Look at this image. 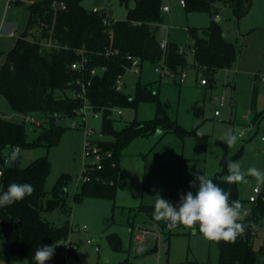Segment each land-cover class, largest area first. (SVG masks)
<instances>
[{
  "label": "rangeland",
  "instance_id": "374dc122",
  "mask_svg": "<svg viewBox=\"0 0 264 264\" xmlns=\"http://www.w3.org/2000/svg\"><path fill=\"white\" fill-rule=\"evenodd\" d=\"M32 2L21 0L19 4L6 9V0H0V66L5 63L7 53L24 31L27 7ZM167 5L171 11L163 14L164 24L160 36L185 50L188 62L185 82L181 83L180 77L161 76L155 72V64L144 62L140 74L127 73L123 90L133 96L137 82L152 84L159 92L160 105L169 119L185 130L195 132L186 135L182 143L177 137L170 136L174 140L173 144H160L159 140L153 144L155 134L141 135L132 140L123 151V188L115 201L93 197H86L77 203L74 201V196L84 186L82 175L85 168L94 162V158L86 155L87 138L84 130L82 127H71V119L61 123L66 130L56 146L49 150L45 147L22 149L17 157L20 166L26 167L34 160L48 156L52 164L46 183L48 192H51L61 175H68L65 193L69 212L55 210L44 213L43 217L53 225L69 227L66 242L76 248L78 264H103L102 253L109 256L104 264H118L126 259L132 264H218V246L210 243L202 234L186 227L174 229L168 236L163 234L160 226L162 221L154 218L156 195L159 194L177 207L181 196L189 191L196 194L197 182L196 187L190 186L194 180L193 174L204 173L214 177L224 170L229 161L239 163L242 171L250 167L264 171V152L255 150L261 144L260 137L264 136V119L259 127L250 129L249 126L256 115L264 111V84H254L257 76H264V0H253L249 15L238 22L228 7H222L219 11L221 19L217 22L227 39L236 45L238 60L231 69L218 73L211 84L212 88L202 87L203 73L193 67L195 61L189 49L191 39L188 33L190 27H208L212 16L207 12L187 14L179 0H168ZM82 6L89 11L94 8L105 11L108 21H124L127 17L128 10L120 0H83ZM133 6L134 3H131L130 7ZM7 23L16 24L15 38L8 37L7 32L3 31ZM178 72L181 73V69ZM220 100H223V107L219 106ZM253 105L256 111L252 110ZM121 110L123 115L116 120L117 129L135 120H153L157 105L145 102L140 103L138 108ZM216 111L219 112L218 116L215 115ZM0 117L25 124L30 141L39 136L40 129L27 123L22 114L15 112L1 93ZM80 120L79 117L75 120L78 125L81 124ZM89 125L97 131L101 129V122L91 117ZM228 132L237 135V143L232 148H228L222 140ZM241 132L245 133L242 138L239 137ZM179 150L183 152V165H174L171 158ZM163 151L165 155L161 154ZM136 155H140V158H136ZM145 156H149L148 163ZM190 178L193 180L188 181ZM246 179L247 183H238L240 199L243 201L247 200L252 188L263 186L251 176ZM180 183H183L182 187ZM242 205L249 212L251 205L248 202ZM142 206L151 207L152 213L147 215V211L138 212ZM84 227L86 229H82ZM141 229H148L150 233L143 242H136L133 234ZM112 234L120 237L122 251L112 249L108 241V236ZM166 237L169 238L167 241ZM254 245L257 251L264 245V220L257 231ZM150 246H155L157 251L155 247L146 250ZM258 261L264 264V253L259 254ZM45 264L56 262L52 257ZM65 264L72 263L67 260Z\"/></svg>",
  "mask_w": 264,
  "mask_h": 264
},
{
  "label": "trees",
  "instance_id": "16d2710c",
  "mask_svg": "<svg viewBox=\"0 0 264 264\" xmlns=\"http://www.w3.org/2000/svg\"><path fill=\"white\" fill-rule=\"evenodd\" d=\"M32 1L27 7L26 27L17 37L15 46L7 53L5 63L0 66V93L15 112L24 118L36 115L42 120V125L37 127L40 129L39 136L30 141L25 124L0 117V194L7 191L12 183L31 184L34 192L10 206L0 207V262L37 264L34 259L36 250L44 245H55L53 258L56 264H65L67 260L78 264L76 248L66 244L69 227L53 225L43 217L44 213L55 210L69 212L65 193L68 175H61L51 192H48L46 183L52 170L48 156L40 157L26 167H21L18 160L11 167L9 161L12 150L15 147L20 150L45 147L49 150L57 145L66 128L53 115L66 114L72 118L82 106L80 101L69 94L75 88L74 81L79 76L71 70V65L79 58L77 51L84 47L90 59L89 68L108 67L107 72L93 78L88 97L94 111L102 115L105 137L98 142V146L104 152H110L111 158L105 162L102 170L91 172V181L84 183L81 191L74 196V201L77 203L86 197L115 201L121 172L120 159L132 140L141 135H153L158 130L163 132L155 139L156 142L169 132L182 139L195 132L187 131L169 119L160 105L159 92L151 85L137 82L133 96L113 89L117 76L126 73L124 66L130 65L127 55L139 57L143 63L157 64L164 60L175 73H178V69L185 70L188 62L186 54L178 53L177 45L169 42L165 51L160 46L159 31L163 24L161 9L165 0H120L128 10L127 17L124 21L109 20L110 25L104 24V20L109 18L107 14L104 18L103 13L85 9L82 6L83 0ZM184 1L187 14L207 12L212 16L208 27H190L188 30L191 39L189 49L195 51L193 66L203 73V79L209 85L214 83L219 72L231 69L238 60L236 45L227 39L214 17L222 7H228L238 22L249 14L252 0ZM55 2L64 3L66 9H58ZM131 3H134L133 7H130ZM43 25L52 28V40L60 45V49L41 48V41L49 37L42 30ZM109 28L114 35L113 46L120 54L108 58L99 53H104L110 45L111 39L107 33ZM145 102L157 105L153 120H135L122 129L115 128L111 108H138L140 103ZM253 111H256L254 105ZM260 117L261 114H257L254 121L257 122ZM228 174L226 163L221 173L209 178L225 191L231 192L230 202H247L240 199L238 183L226 182ZM250 205L249 215L243 223L248 225L250 221L255 227H246V231L237 236L234 242L209 240L218 246V264H261L258 257L264 253V245L257 251L254 243L264 220V196ZM139 210L152 213L151 207L142 206ZM160 226L165 236L170 235L174 229L184 227L181 225L169 229L164 221ZM195 232L201 234L198 225ZM108 241L114 251H122L118 235H109ZM119 264L130 262L126 259Z\"/></svg>",
  "mask_w": 264,
  "mask_h": 264
},
{
  "label": "clouds",
  "instance_id": "9594fccd",
  "mask_svg": "<svg viewBox=\"0 0 264 264\" xmlns=\"http://www.w3.org/2000/svg\"><path fill=\"white\" fill-rule=\"evenodd\" d=\"M199 135V134H198ZM228 148L237 143V135L228 132L222 138ZM20 153L19 147H15L10 159L15 161ZM228 176L226 182L229 184L247 183V176L255 178L258 184H264V171L256 167H250L242 171L241 165L237 162L227 163ZM194 180L190 186L196 187L199 182L196 194L191 191L181 196L178 207H174L159 194L156 195L154 204V218L157 221H164L169 229L177 226H184L195 231L199 226V232L210 241H231L234 242L237 236L246 231V227H255L249 221L245 225L243 221L249 212L239 200L230 202V191H225L209 178L207 174H193ZM34 187L31 184L9 185L7 191L0 194V207L10 206L15 202L31 196ZM55 245H44L38 248L34 254L37 264H45L55 253Z\"/></svg>",
  "mask_w": 264,
  "mask_h": 264
},
{
  "label": "built area",
  "instance_id": "2783aa9c",
  "mask_svg": "<svg viewBox=\"0 0 264 264\" xmlns=\"http://www.w3.org/2000/svg\"><path fill=\"white\" fill-rule=\"evenodd\" d=\"M20 0H6L7 7L11 8L14 5L17 4V2ZM180 4L182 7H185L186 3L184 0H180ZM55 7L58 9H66V6L64 3H54ZM94 13H103V10H100L98 8H94L92 10ZM163 12L169 11L168 7H163L162 8ZM220 15H216L215 19L220 20ZM105 25H110L111 22L108 20H104ZM42 30L46 31L49 34V37L47 39H44L41 41L40 45L41 48L44 50H51V49H60V45H57L53 42L52 40V28L48 25H43ZM107 33L111 39L110 45L105 48L104 53H99V54H104L106 57H112V56H118L120 54V51L113 46V31L112 29H108ZM8 36L11 38L16 37V32L11 30L8 32ZM168 40L167 39H162L160 40V46L161 48L165 51L168 48ZM191 54L194 55L195 51L194 49H190ZM178 53L180 55H185L186 52L184 49L178 50ZM78 59L72 63L71 65V70L77 72L79 75L76 80L74 81V86L75 88L72 90V92L69 94L70 97L73 99H76L82 103V106L80 109H78L75 112L74 117H69L66 114H54L53 117L60 123H63L65 120L71 119L73 120L71 122V127L73 128H81L84 130L87 138L86 146H85V151L86 155L89 157L94 158V162L87 165L85 168V171L82 175L83 181L90 182L91 181V172L92 171H100L103 169L105 162L111 158V153L110 152H104L99 146L98 142L103 140L104 134L102 128L100 131H97L94 127L89 125L90 117L91 119L95 121H100L102 122V115L100 112H95L92 104L90 103L89 100V89L92 86V80L93 78H96L97 76L105 73L108 71L107 66H102V67H93L89 68L90 64V59L88 58V51L83 47L77 51ZM126 59L129 61L130 65L129 66H124L126 73L131 72L134 74H140L142 72L143 68V62L139 57L127 55ZM155 72L161 76H166V77H180V82L184 83L186 79V74L185 71H181V73H175L167 64L164 60L161 62L155 64ZM125 73V74H126ZM125 74H121L117 76L115 79V82L113 84V89L116 92H124V87H125ZM89 75V76H88ZM257 79H261L264 81V76L256 77ZM201 85L202 86H207V81L205 79L201 80ZM219 106H223V100L219 101ZM104 110H102L103 112ZM112 116H121L122 115V110L120 108H111L110 109ZM216 115H219V112H215ZM81 118V124L78 125L76 123V118ZM26 122L33 124L35 127H41L42 125V120L39 119L36 115H28L25 117ZM250 129L251 127L257 126L256 122H251L249 124ZM245 133L241 132L239 134V137L242 138L244 137ZM260 143H261V151L264 152V136L260 137ZM2 176V172H0V177ZM264 196V184L262 187H254L251 189L250 194L247 198V202L249 204H254L256 203L261 197ZM150 231L147 229H141L137 234H133V240L136 242H142L144 239L149 235ZM90 243V242H88Z\"/></svg>",
  "mask_w": 264,
  "mask_h": 264
},
{
  "label": "crops",
  "instance_id": "0c3cea01",
  "mask_svg": "<svg viewBox=\"0 0 264 264\" xmlns=\"http://www.w3.org/2000/svg\"><path fill=\"white\" fill-rule=\"evenodd\" d=\"M21 1V0H20ZM167 1L168 0H165V4H164V6L163 7H168L169 8V11H167V12H163L162 11V9H161V11H162V16H163V14H168V13H170V7L167 5ZM179 4H180V0H179ZM180 6H181V4H180ZM162 7V8H163ZM182 7V6H181ZM252 7H253V0H252ZM6 9H9L7 6H6ZM252 9V8H251ZM251 11V10H250ZM28 13V12H27ZM107 14L105 11L103 12V14ZM102 14V15H103ZM220 15V14H219ZM249 15V14H248ZM220 17H221V15H220ZM247 17V16H246ZM245 17V18H246ZM27 18H28V15H27ZM221 19V18H220ZM216 21H220V20H217L216 19ZM26 23H27V21H26ZM163 24H164V17H163ZM163 24L161 25V27H160V31H161V28L163 27ZM15 27H16V24H12V25H9L8 23L4 26V29H3V31L4 32H7V35H8V32H10L11 30H13V31H15L16 32V30H15ZM25 27H26V25H25ZM12 28H14V29H12ZM25 29V28H24ZM160 31H159V36H160ZM23 32V31H22ZM9 37V36H8ZM11 38V37H10ZM15 38V37H14ZM162 39H166V38H161V36H160V40H162ZM169 42V41H168ZM16 43V42H15ZM15 46V45H14ZM7 56V55H6ZM194 67V66H193ZM229 70V69H228ZM183 71H185V70H183ZM224 71H227V70H224ZM128 73V72H127ZM127 73L125 74V76H127ZM174 79H177V77H173ZM161 79H162V77H161ZM161 79H160V81H161ZM137 84V83H136ZM255 85H258V84H264V81H262L261 79H257V80H255V83H254ZM151 85V87L153 88V86H152V84H150ZM203 88H212V85L211 84H209V85H207V86H202ZM154 89V88H153ZM155 91H158V90H156V89H154ZM223 107V106H222ZM253 110V109H252ZM259 114H261V117H260V119L256 122V125H258V126H260V124H261V121L264 119V111H262L261 113H259ZM122 115H123V113H122ZM122 115L121 116H115V118H114V121H115V123H114V126L116 125V120L118 119V117H122ZM216 115V114H215ZM156 116V115H155ZM216 116H218V115H216ZM26 121V120H25ZM256 121V120H255ZM255 121H253V123L255 122ZM127 125V124H126ZM125 125V126H126ZM101 128H102V122H101ZM115 128H116V126H115ZM117 129V128H116ZM162 131V130H161ZM163 132V131H162ZM162 134V133H161ZM160 134V135H161ZM159 135V136H160ZM170 136H175V137H177L180 141H181V143L182 142H184V140H185V138L184 139H182V138H180L179 136H177L176 134H174V133H172V132H169V133H166L165 135H163V137L161 138V139H159V143L161 144V143H164V142H166V143H169V144H173V139L172 138H170ZM105 137V136H104ZM104 137H103V139H104ZM155 139H157V137H155V135H154V140H153V144L155 143ZM157 142V143H158ZM156 143V144H157ZM155 144V145H156ZM256 151H260V152H262L261 151V144H260V146L258 147V148H256L255 149ZM183 152H181L180 153V150H179V152H177L176 151V154H175V151H174V156L171 158L172 159V161L175 163L174 165H177V164H180V165H183L182 164V159H184L183 158V154H182ZM161 154L162 155H165V152L163 151V153L161 152ZM127 156H129V155H127ZM133 157H134V155H132ZM126 157V156H125ZM137 157H139L140 158V155H136V158ZM146 157V156H145ZM123 158H124V154H123V156H122V158L120 159V164H119V166H120V177H119V180H118V183H117V192H116V196L117 195H119V193H120V191L122 190V188H123V184H122V181H123ZM135 158V159H136ZM147 159H146V163H148V161H149V156L148 157H146ZM17 161H18V159H16ZM12 162V160L11 161H9V163H11ZM148 165V164H147ZM172 168H174V167H172ZM191 180H193L192 178H190L188 181H191ZM85 183V182H84ZM198 185V184H197ZM180 186L182 187L183 186V183H180ZM168 198V197H167ZM101 199V198H100ZM178 207V206H177ZM132 209H136V208H132ZM137 210V209H136ZM138 212H140V210H137ZM145 214H147L148 215V213H145ZM131 224V223H130ZM70 227L72 228L73 227V225L71 224L70 225ZM82 229H86V227H84V228H82ZM148 230V229H147ZM145 240V239H144ZM89 242V241H88ZM143 242V241H142ZM66 244H67V242H66ZM69 244H70V242H69ZM68 244V245H69ZM88 244H90V243H88ZM70 245H72V244H70ZM155 246H153V247H149V249H146V250H150V249H153ZM156 248V247H155ZM123 250V249H122ZM146 250H143L142 252H145ZM97 251H100L99 249H97ZM156 251H157V248H156ZM156 251L154 252V253H156ZM140 253V252H139ZM153 253V254H154ZM102 254H106L107 256H108V254L107 253H102ZM102 254H101V257H102ZM108 260H109V256H108ZM129 262H130V264H132V262L129 260V259H127ZM3 262V261H2ZM105 262L103 261V264H104ZM100 264V263H99ZM119 264V263H118Z\"/></svg>",
  "mask_w": 264,
  "mask_h": 264
},
{
  "label": "water",
  "instance_id": "95a60500",
  "mask_svg": "<svg viewBox=\"0 0 264 264\" xmlns=\"http://www.w3.org/2000/svg\"><path fill=\"white\" fill-rule=\"evenodd\" d=\"M102 16L105 18V17H106V14L104 13ZM161 133H162V131H161V130H158V131L155 133V137H158ZM16 163H17V160L12 161V162L10 163V166H11V167H14V166L16 165ZM102 260H103L104 262H107V261H108V256H107L106 254H102Z\"/></svg>",
  "mask_w": 264,
  "mask_h": 264
}]
</instances>
